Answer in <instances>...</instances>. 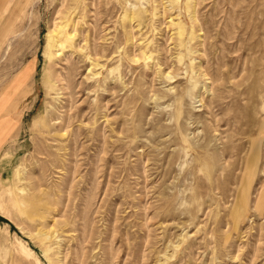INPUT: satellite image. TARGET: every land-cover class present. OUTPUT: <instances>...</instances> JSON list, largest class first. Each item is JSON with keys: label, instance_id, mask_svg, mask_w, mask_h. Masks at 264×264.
Returning a JSON list of instances; mask_svg holds the SVG:
<instances>
[{"label": "rangeland", "instance_id": "rangeland-1", "mask_svg": "<svg viewBox=\"0 0 264 264\" xmlns=\"http://www.w3.org/2000/svg\"><path fill=\"white\" fill-rule=\"evenodd\" d=\"M0 264H264V0H0Z\"/></svg>", "mask_w": 264, "mask_h": 264}, {"label": "bare ground", "instance_id": "bare-ground-1", "mask_svg": "<svg viewBox=\"0 0 264 264\" xmlns=\"http://www.w3.org/2000/svg\"><path fill=\"white\" fill-rule=\"evenodd\" d=\"M11 124H12V120L9 118L6 120V130H8L10 127H11ZM5 130V131H6Z\"/></svg>", "mask_w": 264, "mask_h": 264}]
</instances>
